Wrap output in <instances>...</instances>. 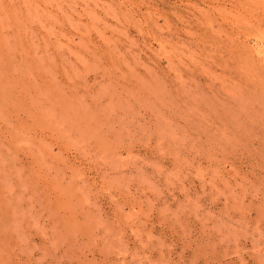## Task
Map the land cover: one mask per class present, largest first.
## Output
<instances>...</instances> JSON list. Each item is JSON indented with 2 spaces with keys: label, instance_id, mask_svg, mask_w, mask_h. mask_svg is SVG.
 I'll list each match as a JSON object with an SVG mask.
<instances>
[{
  "label": "rangeland",
  "instance_id": "obj_1",
  "mask_svg": "<svg viewBox=\"0 0 264 264\" xmlns=\"http://www.w3.org/2000/svg\"><path fill=\"white\" fill-rule=\"evenodd\" d=\"M0 264H264V0H0Z\"/></svg>",
  "mask_w": 264,
  "mask_h": 264
}]
</instances>
